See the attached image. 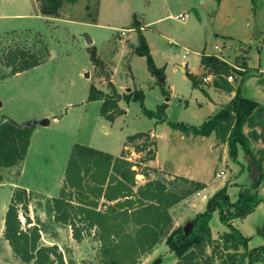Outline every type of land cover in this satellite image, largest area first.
<instances>
[{"label":"rangeland","instance_id":"obj_1","mask_svg":"<svg viewBox=\"0 0 264 264\" xmlns=\"http://www.w3.org/2000/svg\"><path fill=\"white\" fill-rule=\"evenodd\" d=\"M33 6V0H0V119L8 116L20 124L43 118L50 121L45 126H33L24 160L2 172L0 264H27L15 256L2 237L5 210L17 188L28 192L29 215L40 230L41 245H57L67 264L99 262V247L92 237L75 241L67 226L53 220L51 199L58 194L73 143L119 154L129 135L153 131L157 162H171L181 173L187 169L206 180H212L215 169L222 170L226 184H237L227 188L231 200H235L240 189H251L253 173L239 152L237 159L244 161V165L220 150L213 151L209 138L201 143L189 142L167 121L198 125L209 116L208 96L193 87L178 67L187 63L188 67L182 69L198 72L191 73L201 87L213 85L215 75L200 64L202 54L216 55L237 69L248 64L251 70L243 68L244 75L231 70L227 76L232 75L233 80L227 81L236 86L242 80L241 94L264 103V0H77L64 3L57 17H44ZM179 13L185 14V18H177ZM152 20L156 21L142 34L151 45L154 65L166 78L163 83L149 70L146 58L129 47L137 40L136 21L142 25ZM87 37L91 43H87ZM14 48L38 53L43 61L32 69L11 75L4 58ZM91 49H95L100 64L91 59ZM206 76L209 80L205 82ZM91 84L107 94L113 93V86L120 96L142 89L147 109L155 110L157 105L166 104L167 121L155 123V118L143 114L140 102L125 103L123 99L118 102L123 112L110 121L99 113L101 100H87ZM207 91L212 99L219 94L211 86ZM143 143L140 138L125 142L134 149L132 153L127 151V156L138 171L142 167L139 162L153 149L149 145L145 151H135ZM136 179L142 181L141 176ZM221 182L222 178H216L211 187ZM257 193L264 198V180ZM185 199L188 203L195 196L191 194ZM178 209L172 212L171 229L175 221L184 226L191 220L182 216L183 208ZM212 216L210 226L216 235L226 228L217 212ZM21 220L23 223L24 217ZM235 226L251 237L249 247L263 244L264 206L246 220L237 221ZM164 240L144 253L137 264H150L157 256L162 259L160 264H172L175 255Z\"/></svg>","mask_w":264,"mask_h":264},{"label":"trees","instance_id":"obj_2","mask_svg":"<svg viewBox=\"0 0 264 264\" xmlns=\"http://www.w3.org/2000/svg\"><path fill=\"white\" fill-rule=\"evenodd\" d=\"M35 1L40 15L57 17L64 3H75L77 0ZM131 47L135 54L146 58L153 74L160 70L153 63L140 26L137 28V44ZM91 59L95 64H100L95 49H91ZM42 61L43 57L38 53L23 48L8 50L4 58L11 75L32 69ZM200 64L215 75L214 84L217 87L235 92L227 104L220 106L198 125L167 121L166 104L157 105L155 110L147 109L142 89H134L120 96L112 85L113 93L107 94L91 84L87 100H101L99 113L110 121L123 112L118 106V102L123 99L125 103L140 102L145 116L155 118V123L167 121L172 129L186 136L214 134L219 142L226 143L228 156L233 161H237L239 150L243 151L253 173L251 189H240L232 201L224 184L207 198L205 209L191 219L193 227L189 232H185L181 225L171 229L173 219L170 209L203 189L205 184L180 176L173 180L150 179V168L142 166L140 171L134 169L133 166L137 165L128 159L127 151L122 150L119 155H113L73 143L58 194L51 199V210L53 220L67 226L75 241L92 237L97 242L99 262L85 264H137L140 257L163 238L169 251L175 255L172 264H264V243L249 247L251 237L244 235L232 222L234 219H244L264 200L257 193V188L264 180V104L243 96L240 83L234 87L226 79L231 70L244 75L246 70L243 68L248 69L247 66L237 69L212 54H202ZM185 74L192 86L198 88L197 77L188 71ZM32 131L31 125L17 123L8 116L1 117L0 182L3 180L2 169L24 160ZM150 137L149 132L140 131L126 138L128 142L138 138L143 140L144 143L135 151H145L149 145L153 147L147 151L142 162L152 160L155 156V140L153 138L148 142ZM257 142H261L263 147L252 145ZM137 174L144 175L147 180L138 184ZM214 212H217L219 221L226 227L215 238L210 228ZM22 217L25 219L23 223ZM261 236L264 239V226ZM2 237L15 256L24 263L67 264L57 245L40 244V230L30 218L25 188H17L11 193L3 218ZM161 261V257L157 256L150 264H160Z\"/></svg>","mask_w":264,"mask_h":264},{"label":"crops","instance_id":"obj_3","mask_svg":"<svg viewBox=\"0 0 264 264\" xmlns=\"http://www.w3.org/2000/svg\"><path fill=\"white\" fill-rule=\"evenodd\" d=\"M33 4H34V8L36 9V11H38V7H37V2L35 1V0H33ZM38 13V12H37ZM156 20H158V19H156ZM156 20H152V21H149V22H145L144 24H142L141 25V22H139V26H140V30H141V32H145L146 31V29H148V27H150L151 26V24L154 22V21H156ZM137 32V31H136ZM144 35V37H145V39H146V41H147V44H148V46H149V50H150V52H151V45L149 44V41H148V39H147V36L145 35V34H143ZM136 36H137V34H136ZM120 38V37H119ZM136 39H137V37H136ZM131 44L132 45H135V44H137V40H136V42H135V40L134 41H132L131 42ZM129 47L131 48V50H132V47H131V45H129ZM133 51V50H132ZM245 56V58H246V55H244ZM182 57L183 58H186V56L185 55H182ZM185 66H187L188 67V65H187V63H182V64H179L178 65V67L180 68V67H185ZM247 67H248V69H250L251 70V68L248 66V64H247ZM242 69V68H241ZM181 71H184L185 72V68H183V70H181ZM190 72H192V71H190ZM193 73V72H192ZM193 74H198V72H194ZM166 79V78H165ZM246 79V78H245ZM244 79V80H245ZM111 80H112V77H111ZM231 82V81H230ZM243 82V81H242ZM241 82V83H242ZM241 83H240V86H241ZM209 86H211V87H213V89L215 90V91H217L219 94H217V96H215V99H212L211 98V96H210V94H209V92L207 91V87H209ZM209 86H205V87H201L200 85H198V88L199 89H203L205 92V95H207L208 96V98H209V104H208V107H209V109H210V114H209V116L212 114H214L218 109H219V107L220 106H222V105H224V104H227L230 100H231V98L233 97V95H234V90H232V91H226V90H223V89H221V88H219V87H217L214 83H213V85H209ZM234 86V85H233ZM235 87V86H234ZM118 88H120V87H118ZM240 90H241V87H240ZM220 94H222V98L223 99H225L224 101H222L221 99H220ZM168 99V98H167ZM257 102H259V101H257ZM259 103H261V102H259ZM262 104H264V103H262ZM163 123V122H162ZM158 124H160V123H158ZM176 131V130H175ZM145 132H149L150 133V135H151V137L152 138H154V140H155V156H154V159H152V160H148V161H144V162H139L143 167L145 166V167H149L150 168V172H149V178L150 179H152V178H163V179H166V180H173L176 176H180V177H185V178H187V179H189V180H194V181H198V182H200V183H203V184H205V187L203 188V189H201L200 191H201V194L200 195H195L194 194V196H195V199H192L190 202H188V203H186L187 201H188V199H184V200H182L181 202H179L178 204H176L175 206H173L171 209H170V213H171V215H172V218H173V211H176V210H179L178 208L179 207H181V208H183V211L181 212L182 213V216H189V218H193L194 216H195V214L196 213H198V212H201V211H203L204 209H205V205H206V200H207V198H208V195L209 196H211L217 189H219L220 187H222L224 184H226L225 183V181H226V179H224L223 177H224V175H225V173L222 171V170H220V171H222L223 172V175H221L222 177H220L219 176V173H220V171L219 172H216V169L213 171V175H212V180H206V179H204V178H199V177H197V176H195V175H193V174H191L190 173V170H187V169H185V172H183V173H181L179 170H178V168L175 166V165H173V164H171V162H167V161H165L164 163L163 162H157V159H158V149H157V140H156V136H155V134H154V132L153 131H145ZM178 132H180V131H178ZM181 133V135L182 136H184V139H187L189 142L190 141H193V142H203V140L205 139V138H209L210 139V146H211V149L214 151V150H220L221 152H223V153H225V154H227L228 155V153H227V145H226V143H223V142H219L216 138H215V136H214V134H210L209 136H192V135H188V136H186V135H184L182 132H180ZM173 132L171 133V135H170V137H172L173 136ZM126 141V140H125ZM125 144V142L123 143V148H122V150H124V151H130V153H132V152H134V149L132 150V147H129V146H127V145H124ZM254 147H256V148H259V146L260 147H263V144L261 143V142H257V143H253L252 144ZM29 147H30V145H29ZM28 147V148H29ZM196 148H197V146H196ZM121 150V151H122ZM121 153V152H120ZM119 153V154H120ZM119 154H113V155H119ZM242 156L241 158H243V160H245V162H248V159H245L244 158V154H243V152H242V150H239V156ZM229 157V156H228ZM219 160H222V157H219ZM238 161V163H240L241 165H244V161H242V160H240V159H237ZM156 161V162H155ZM168 165V168H166V166ZM245 167H246V165H245ZM263 168H264V164H263ZM3 170L4 169H2V171L1 172H3ZM216 172V176H214V173ZM3 175V174H2ZM137 176H141L142 177V181H140V182H138V184H142V183H144L146 180H147V178L144 176V175H142V174H137ZM216 178H222L223 179V182H221V184H217V185H215V186H213V188L211 187L212 186V183H213V181L216 179ZM235 182H236V180H235ZM230 183H232V182H230ZM230 183H227L226 185H227V188H229V187H232V186H235V185H237V184H233V185H231ZM203 195H206V197L204 198V197H202ZM236 199V198H235ZM231 200V199H230ZM232 201H234V200H232ZM183 202V203H182ZM264 206V200L255 208V210L253 211V212H255L256 210H258V209H260V208H262ZM6 211V210H5ZM252 212V213H253ZM214 214V213H213ZM249 215H251V213L249 214ZM249 215H247L244 219H234L232 222H233V224L234 225H237V221H243V220H246L247 219V217L249 216ZM178 217H179V215H178ZM213 217V216H212ZM174 221H175V219H174ZM181 223H179V222H177V221H175V223H174V227H176V226H179ZM210 228H211V226H210ZM226 228V227H225ZM226 230V229H225ZM225 230H222V231H220V232H218V233H221V232H223V231H225ZM211 232H212V230H211ZM218 233L216 234V235H214L213 233H212V236L215 238V237H217V235H218ZM155 247V246H154Z\"/></svg>","mask_w":264,"mask_h":264},{"label":"water","instance_id":"obj_4","mask_svg":"<svg viewBox=\"0 0 264 264\" xmlns=\"http://www.w3.org/2000/svg\"><path fill=\"white\" fill-rule=\"evenodd\" d=\"M136 25H139L138 21H136ZM86 41H87V43H91L92 42V40L89 37H87ZM180 69L183 70L182 67H180ZM154 74L156 75V78H157L158 82L163 83L165 81V76H164V74H163V72L161 70H156ZM87 76H88V74H87ZM106 77H107V79L109 78L108 75ZM49 122H50L49 119L43 118L41 120L28 122L26 124L27 125H31V126H35V125L45 126V125H48ZM192 227H193V221L189 220V221H187L185 223V225L183 226V229H184L185 232H189L192 229Z\"/></svg>","mask_w":264,"mask_h":264},{"label":"built area","instance_id":"obj_5","mask_svg":"<svg viewBox=\"0 0 264 264\" xmlns=\"http://www.w3.org/2000/svg\"><path fill=\"white\" fill-rule=\"evenodd\" d=\"M176 17H177V18H180V19H184V18H185V14L183 15V14L179 13ZM214 48H215V49H218V46L215 45ZM203 80L206 82V81L209 80V77L206 76V77L203 78ZM227 80H228V81H232V80H233L232 75L227 76ZM220 175H223V172H222V171H220L219 176H220ZM220 177H221V176H220ZM194 194H195V195H200V194H201V191L198 190V191H196ZM202 197L205 198L206 195H203Z\"/></svg>","mask_w":264,"mask_h":264}]
</instances>
